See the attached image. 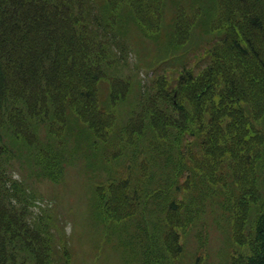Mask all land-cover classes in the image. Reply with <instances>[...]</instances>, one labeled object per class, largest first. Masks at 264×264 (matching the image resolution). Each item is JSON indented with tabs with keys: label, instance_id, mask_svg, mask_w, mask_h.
I'll return each instance as SVG.
<instances>
[{
	"label": "rangeland",
	"instance_id": "rangeland-1",
	"mask_svg": "<svg viewBox=\"0 0 264 264\" xmlns=\"http://www.w3.org/2000/svg\"><path fill=\"white\" fill-rule=\"evenodd\" d=\"M51 1L0 39V264H264V0Z\"/></svg>",
	"mask_w": 264,
	"mask_h": 264
},
{
	"label": "trees",
	"instance_id": "trees-1",
	"mask_svg": "<svg viewBox=\"0 0 264 264\" xmlns=\"http://www.w3.org/2000/svg\"><path fill=\"white\" fill-rule=\"evenodd\" d=\"M51 7L57 11V6L51 0H0V39L11 41L10 39H13L17 33L24 32L31 17L39 18L45 22L47 19L45 11ZM250 23L257 29H263V24L257 17L251 18ZM234 44L242 54H248V49L242 47L238 42ZM253 54L258 58L257 52L253 51ZM169 208L177 210L176 201L170 202Z\"/></svg>",
	"mask_w": 264,
	"mask_h": 264
}]
</instances>
